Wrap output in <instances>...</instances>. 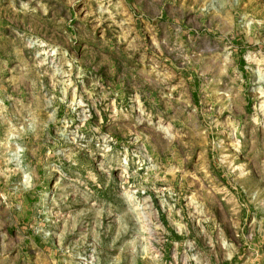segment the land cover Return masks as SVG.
I'll return each mask as SVG.
<instances>
[{
	"label": "rangeland",
	"instance_id": "1",
	"mask_svg": "<svg viewBox=\"0 0 264 264\" xmlns=\"http://www.w3.org/2000/svg\"><path fill=\"white\" fill-rule=\"evenodd\" d=\"M0 264H264V0H0Z\"/></svg>",
	"mask_w": 264,
	"mask_h": 264
}]
</instances>
